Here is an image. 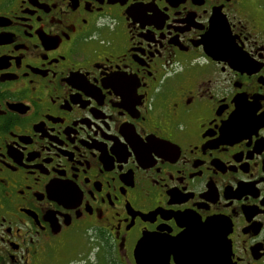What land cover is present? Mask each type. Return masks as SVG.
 <instances>
[{"label": "flooded vegetation", "instance_id": "flooded-vegetation-1", "mask_svg": "<svg viewBox=\"0 0 264 264\" xmlns=\"http://www.w3.org/2000/svg\"><path fill=\"white\" fill-rule=\"evenodd\" d=\"M207 222L264 264V0H0V264H174Z\"/></svg>", "mask_w": 264, "mask_h": 264}, {"label": "water", "instance_id": "water-1", "mask_svg": "<svg viewBox=\"0 0 264 264\" xmlns=\"http://www.w3.org/2000/svg\"><path fill=\"white\" fill-rule=\"evenodd\" d=\"M196 227L194 233L197 237L196 239H192V242L189 238L190 232H187L167 241L166 247L170 248L177 255L176 257H178L181 264H220L216 252L219 250L217 243L220 242L221 238L216 223L207 222ZM151 241L150 238L145 239L139 249L147 248L151 252ZM204 256L208 258L207 261L203 259ZM154 257L158 256L155 255ZM150 262L148 261V264Z\"/></svg>", "mask_w": 264, "mask_h": 264}, {"label": "snow or ice", "instance_id": "snow-or-ice-1", "mask_svg": "<svg viewBox=\"0 0 264 264\" xmlns=\"http://www.w3.org/2000/svg\"><path fill=\"white\" fill-rule=\"evenodd\" d=\"M253 115H256L255 110L253 111ZM174 264H181V262L179 261L178 257H176Z\"/></svg>", "mask_w": 264, "mask_h": 264}]
</instances>
